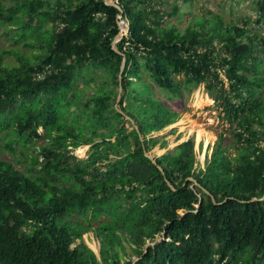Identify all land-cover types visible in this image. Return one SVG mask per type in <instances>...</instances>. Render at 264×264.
Masks as SVG:
<instances>
[{
  "label": "trees",
  "instance_id": "16d2710c",
  "mask_svg": "<svg viewBox=\"0 0 264 264\" xmlns=\"http://www.w3.org/2000/svg\"><path fill=\"white\" fill-rule=\"evenodd\" d=\"M48 2L0 4L18 41L44 48L0 65V264H264V0L239 20L189 10L184 28L164 23L184 17L176 0ZM185 85L232 124L204 168L192 137L151 136Z\"/></svg>",
  "mask_w": 264,
  "mask_h": 264
},
{
  "label": "rangeland",
  "instance_id": "374dc122",
  "mask_svg": "<svg viewBox=\"0 0 264 264\" xmlns=\"http://www.w3.org/2000/svg\"><path fill=\"white\" fill-rule=\"evenodd\" d=\"M59 0H49V2L54 6ZM173 1V0H170ZM17 0H0V4L3 7L11 8ZM48 2V3H49ZM177 5L180 6V11L184 15L182 20L177 16L165 17L164 23H175L178 27L184 28L190 19L187 16V11H192V13L197 16L207 15L209 12L214 14H219L224 20H239L245 17H253V4L251 0H176ZM49 3V4H50ZM119 8V7H118ZM7 12V11H6ZM3 19V18H2ZM183 21L184 23H182ZM163 23V24H164ZM9 23L0 22V65L3 68L19 67L24 60H29L30 62H37L36 56L44 52V48H40L39 52L34 46H25L24 42L18 41V37L15 36L16 30L10 28L13 27ZM263 27V28H262ZM261 32L264 35V26H262ZM20 31H17V35H20ZM122 34L123 30H122ZM28 43H33V39H28ZM41 55V54H40ZM182 76H178L177 79H182ZM225 80V79H224ZM185 90L183 91L181 98H171L167 100V103L176 110L180 115L178 119L171 125L165 127L162 131L158 133H153L151 136L156 137L157 135L168 134L167 136V149H172L180 142H184L190 137L194 141V151L196 153V159L201 166L204 168V158L209 157L213 145L217 142L218 137L221 133L229 136V131L232 124L228 123L224 117V113L221 108L216 106L213 99L207 94L202 85L196 86L189 90V85H185ZM156 95L161 97V92L155 88ZM200 92L201 96L205 97V100L197 104L196 93ZM124 106V104L122 105ZM116 108L119 110L118 105ZM130 119L125 117V125L130 130L131 124L128 123ZM39 133L42 134V129H39ZM6 136L2 134L0 140V158H7V154L3 149V144ZM167 149L155 148L150 153L149 156H159L167 151ZM89 151V146H80L79 148L72 151V154L77 159H85ZM86 244L95 250V243L90 234L83 236ZM150 243L146 244L148 246ZM74 247V245L72 246Z\"/></svg>",
  "mask_w": 264,
  "mask_h": 264
},
{
  "label": "water",
  "instance_id": "95a60500",
  "mask_svg": "<svg viewBox=\"0 0 264 264\" xmlns=\"http://www.w3.org/2000/svg\"><path fill=\"white\" fill-rule=\"evenodd\" d=\"M104 2L106 3V4H108V5H110V6H113V7H116L117 9H119L118 8V6H117V4L114 2V1H112V0H104ZM118 27H119V32H118V34L116 35V37L114 38V40L112 41V49L115 51V52H117L118 53V51H117V49H116V43L122 38V36H123V34H122V30H123V24H122V22H118ZM124 62H125V60L124 59H122V63H121V67H120V73H119V79H120V74L122 73V71H123V69H124ZM119 90H121V88L119 89ZM118 99H119V96L117 97V101H118ZM146 156L149 158V159H151V157L148 155V154H146ZM253 200H255V199H253Z\"/></svg>",
  "mask_w": 264,
  "mask_h": 264
},
{
  "label": "built area",
  "instance_id": "2783aa9c",
  "mask_svg": "<svg viewBox=\"0 0 264 264\" xmlns=\"http://www.w3.org/2000/svg\"><path fill=\"white\" fill-rule=\"evenodd\" d=\"M114 2L117 4L118 0H114ZM97 17H101V16H97ZM36 77H37L38 79H40V78L42 77V74H41V73L36 74ZM225 261H226V260H221V261H219V262L216 261L214 264H225Z\"/></svg>",
  "mask_w": 264,
  "mask_h": 264
},
{
  "label": "bare ground",
  "instance_id": "6f19581e",
  "mask_svg": "<svg viewBox=\"0 0 264 264\" xmlns=\"http://www.w3.org/2000/svg\"><path fill=\"white\" fill-rule=\"evenodd\" d=\"M195 96H196V99H197V104H200L201 101L205 100V97L201 96L200 92H197Z\"/></svg>",
  "mask_w": 264,
  "mask_h": 264
}]
</instances>
